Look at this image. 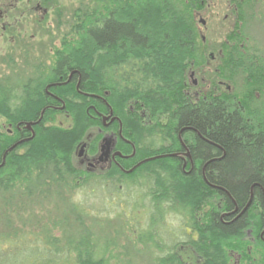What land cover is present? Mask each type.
Returning <instances> with one entry per match:
<instances>
[{"label":"trees","instance_id":"trees-1","mask_svg":"<svg viewBox=\"0 0 264 264\" xmlns=\"http://www.w3.org/2000/svg\"><path fill=\"white\" fill-rule=\"evenodd\" d=\"M207 1L81 3L68 20L60 22L65 29L59 32V44L49 47L51 60L41 64L49 70H43L34 84L33 75L23 81L21 94L16 95L18 105L10 104L11 91L5 93L0 79V115L23 125L22 135L15 138L0 129L4 132L0 133V192H15L18 203L33 196L34 201L54 199L56 205L55 217L42 225L40 236H0V244H8L10 237L19 241L17 250L3 252L1 264H184L181 253L186 248L195 262L198 258L201 264H226L230 237L247 223L240 218L226 224L219 213L211 214L218 202L230 201L213 189L241 203L252 188L262 200L264 109L254 98L242 105L229 106L220 100L194 105L184 93L188 70L206 63L196 16ZM40 2L48 9L51 0ZM231 2L238 8V21L225 36L234 43V54L227 56L264 58L255 46L251 45V53L243 51L249 36L247 16L264 21V7L249 6L246 0ZM57 78L61 84L54 86ZM71 94L65 104L70 126H44L47 117L54 115L45 110L41 116L44 102ZM101 98L122 121L123 136L142 144L148 140L149 145L120 166L85 172L77 167L74 150L107 114ZM133 102L144 105L153 125L145 129L138 124L132 134L135 123L129 106ZM18 130L14 128L16 136ZM142 130L148 131L141 139ZM186 130L196 139L190 148L196 164L189 172V161L177 155L182 151L177 134L186 139ZM121 151L131 154L129 145ZM212 153L216 161L206 157ZM138 156L157 158L136 166L145 160ZM76 193L87 203L90 196L100 198L93 207L72 201ZM110 217L120 219L115 234L121 236L104 231ZM167 217L178 219L179 224L167 226ZM253 220L259 231L263 215Z\"/></svg>","mask_w":264,"mask_h":264},{"label":"flooded vegetation","instance_id":"flooded-vegetation-1","mask_svg":"<svg viewBox=\"0 0 264 264\" xmlns=\"http://www.w3.org/2000/svg\"><path fill=\"white\" fill-rule=\"evenodd\" d=\"M25 2L27 4L34 2V11L36 13H45V11H48L47 8L42 6L40 0H25ZM246 2L249 6L254 4L255 7H264V0H246ZM234 10L238 11L236 5H234ZM3 16V12L0 11V17L3 18ZM40 18L44 17L40 15ZM37 22L41 25L42 19ZM7 27L8 26L1 25L0 33L2 36L7 37L6 40L9 39L11 41L9 52H14L17 56L20 55L19 59L21 60L26 56L27 59H31L30 56L28 57L31 53L28 50V47L31 45L27 46L22 33L19 32L17 35H11L12 31H10V29L12 26L10 28ZM34 31L36 32V35L40 33V30L38 29H35ZM15 37L17 40L14 39ZM203 43L205 45L204 41ZM51 44L53 45L55 42H52ZM233 45L234 43L226 40L214 42L213 46L217 50L216 55H213L212 53L210 54V62H206L205 65L197 68L191 67L188 70V75L194 79L192 84L187 83L184 93L191 99V102H193L194 105L203 101L211 102L215 100L224 101L228 103L229 106H232L233 102L242 105L247 101L252 102L254 98L255 101L258 100L257 102L261 105L260 108L264 109V58L256 59L246 57L245 59H242L227 56L228 54L230 55V53L232 55L234 54V50L232 48ZM238 46L242 47V44H238ZM12 59L15 58L12 56L10 57L9 55L2 59V63L6 65L5 69L7 74L0 73V79L4 83L5 93L8 94L11 91L10 95L12 97L9 98L10 104L16 106L19 103L16 95L21 94L20 87L23 85L25 78L30 76L32 77L33 75L35 76L33 84L36 83V81L39 80L38 76L41 75L42 71L49 70V68L43 67L41 64L48 63L51 58L38 57L37 61L32 58L34 62H28L27 64L25 63V60L23 61L24 63L21 67H18L16 59L14 61ZM55 61L56 59L52 60L53 65ZM59 80L60 78H57L53 82L56 83L54 86L61 84ZM234 83H236L239 87L236 88ZM262 84L263 87L260 88V85ZM52 98L53 99H47L44 102L43 108L40 111L41 116L45 110L53 111L54 115L59 112H66L65 104L67 101L71 100L72 94L65 97V99H59L53 96ZM101 103L107 106L103 98H101ZM107 109V114H102L100 117V124L93 128L95 129L96 134L91 137L89 132H87L85 139L88 141L80 142L74 150L75 163L78 168H81L85 172H104L105 170H109L113 165L120 166L123 160L127 158H134L136 152L140 155L149 145L148 140L145 144H142L123 136L122 121L117 115H114L112 110L109 109V106H107ZM129 110L132 112L133 121L135 123L132 126V134L134 133L133 131L136 127L139 126L138 124L143 125L145 129H150L153 123L149 120L148 115H146L145 107L142 103L133 102V104L129 106ZM53 116H48L47 120L43 122V125H52L53 123L51 121L53 120ZM163 125L165 126L166 124L163 123ZM22 127L23 125L20 121H15L14 123L8 116L0 115V129L5 130V133L1 132V130L0 133H4L8 138H15L22 135ZM14 128H16V131L19 129L17 136ZM147 131L148 130H142V133L140 132L141 139L145 134H147ZM177 135L179 137L180 144L182 145V151H178L177 155L182 161H189V172L196 164L190 151V148L194 147L196 139L190 131L187 130L184 133V135H187L186 139L185 137L182 139V137H180V133ZM150 136L148 137L150 138ZM105 139L107 142L104 141ZM22 144L23 143L19 145ZM125 145L130 146L131 156L121 151ZM18 150L19 152H22L23 148H19ZM7 151L9 150H6V152L2 155V164L4 163V155L6 156ZM139 157L144 159L146 158L145 156H138V158ZM206 157L213 161L218 159L213 153ZM214 174L216 175V172H214ZM213 190L216 195L221 197V199H223L224 195H226L230 201L225 203L223 199L222 202H218L213 210H210L211 214L214 215V213H219V219L222 220V218H225L226 224H232L240 218L245 219V223L251 224L248 226L246 224L239 232L230 237L232 242L227 245L229 248L227 250L226 264H264V224L263 227L257 231L254 228L255 222L253 220L256 216L260 217L263 215L264 217V191L261 192L262 200L260 201V197L258 199L257 196H254L252 188H250L248 191L247 201L240 203L231 198L229 193L219 191L218 189ZM181 248H185V246H182ZM198 262L201 264V260L197 258L195 263ZM184 264L193 263L191 261L184 260Z\"/></svg>","mask_w":264,"mask_h":264},{"label":"rangeland","instance_id":"rangeland-1","mask_svg":"<svg viewBox=\"0 0 264 264\" xmlns=\"http://www.w3.org/2000/svg\"><path fill=\"white\" fill-rule=\"evenodd\" d=\"M88 1L91 3L92 0H51L48 11L36 13L34 11V2L27 4L25 0H0V11L4 15L3 18L0 17V26L14 27L10 29L12 31L11 35H17L20 32L24 40H26L27 46L31 45L28 47V50L31 52L28 57L30 56L31 59H27L26 56L21 60L19 59L20 55L17 56L14 52H9L11 41L9 39L6 40L7 37L2 36L0 33V73L7 74L6 65L2 63V59L8 55L16 59L18 67H21L25 60L27 64L28 62H34L33 59L37 61L38 57L46 58L50 49L49 47L52 45L51 41L55 42L53 46H57L59 43V32L65 29L60 27L62 26L60 22L68 20L75 7ZM234 5L235 3L231 1L208 0L207 6L202 10V13L196 16L200 36L203 37L205 42V59L207 63L210 62L209 57L211 53L216 55L217 49L213 46L214 42L224 41L225 36L235 29V22L238 21V11L234 10ZM56 8L59 9L57 11L60 12V15H57L55 12ZM262 10L264 11V8ZM40 15L44 18H40ZM41 19L42 23L40 25L37 21ZM247 21L249 36L247 37L248 40L243 42V51L246 52L245 54L251 53L252 49L250 48L255 46L264 54V21L259 16L252 18V20H250V16H247ZM59 27L61 30L58 31ZM35 29L40 30V33L36 35ZM14 39L17 40L16 37ZM15 59L12 60L14 61ZM193 79L187 73V83L192 84ZM234 85L236 88L239 87L236 83ZM51 122L61 127H69L71 119L67 112H59L53 116ZM88 132L91 137L96 134L93 128ZM83 141L88 140L84 139ZM99 198L97 196H90L87 198V203L82 194L76 193L71 200L74 202L83 201L88 205L96 207L95 203ZM18 199L15 192H10L9 194L8 192H0V236H40L39 231L42 229V225L49 224L55 217V200H40L38 198L39 201H34L33 196H31L30 200L26 198V200L24 199L25 202L21 201L18 203ZM6 200L9 201L8 204ZM87 222L88 224L92 223L90 218ZM167 222L166 225L171 226V228H175L179 224V220L172 217H169ZM120 227L121 221L118 218H111L106 225H103L104 231H108L107 234L109 236H121V234H115V231L119 230ZM9 240L8 244H0V264L3 262L1 259L6 256L3 252L6 251L8 255L11 251L17 250L16 244L19 241L12 237ZM181 255L184 260L191 261L193 264L195 263V258L189 248L183 249Z\"/></svg>","mask_w":264,"mask_h":264},{"label":"water","instance_id":"water-1","mask_svg":"<svg viewBox=\"0 0 264 264\" xmlns=\"http://www.w3.org/2000/svg\"><path fill=\"white\" fill-rule=\"evenodd\" d=\"M30 125H31V123H27V126H30ZM104 141L107 142L106 139H105ZM158 157H160V156H158ZM155 158H157V157H153V158L145 159V160L139 162L136 166H138V165H140V164H142V163H144V162H146V161H148V160L155 159ZM136 166H135V167H136ZM135 167H134V168H135ZM134 168H133V169H134ZM133 169H131L130 171H132Z\"/></svg>","mask_w":264,"mask_h":264},{"label":"bare ground","instance_id":"bare-ground-1","mask_svg":"<svg viewBox=\"0 0 264 264\" xmlns=\"http://www.w3.org/2000/svg\"><path fill=\"white\" fill-rule=\"evenodd\" d=\"M158 156V155H157ZM153 157V156H152Z\"/></svg>","mask_w":264,"mask_h":264}]
</instances>
